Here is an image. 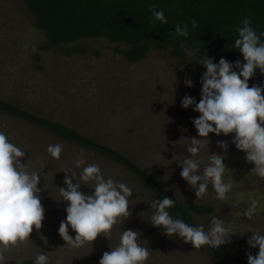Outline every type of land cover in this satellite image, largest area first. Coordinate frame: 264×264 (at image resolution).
<instances>
[{"label":"rangeland","instance_id":"obj_1","mask_svg":"<svg viewBox=\"0 0 264 264\" xmlns=\"http://www.w3.org/2000/svg\"><path fill=\"white\" fill-rule=\"evenodd\" d=\"M129 47L104 36L51 45L23 0H0V99L114 148L159 179L180 203L212 205L211 214L194 215V220L205 231L213 217L224 221L233 235L217 249L231 263L247 264L248 253L258 254L247 240L252 233L264 234V177L251 172L254 165L232 143L234 133L210 134L208 147L194 157L187 151L188 139L199 138L192 123L199 113L183 109L181 100L189 95L199 102L203 61L190 51L175 56L169 50L150 48L140 60L128 62L120 51ZM186 78H191L193 87L185 86ZM253 85L264 87L259 69L249 81ZM0 132L25 152L21 162L39 173V196L45 209L42 228L33 229L27 241L9 246L4 264H36L41 252L48 254L46 264H99L104 252L119 245L126 230L141 233L138 242L150 254L145 264H216L203 247L194 248L177 235L168 237L164 228L152 226L153 192L119 163L7 113H0ZM220 142L227 144L226 151L218 146ZM55 144L62 145L58 160L47 151ZM210 154L223 155L230 170L224 182L231 188L223 200L217 198L211 182L206 193L196 198L195 188L180 176V166L189 157L199 161L196 174L202 176ZM78 159L85 161L80 168L74 163ZM88 164L98 165L105 179L132 190L131 216L119 218L108 238L101 234L92 246L86 242L73 247L58 232L67 215L59 188L64 187L63 171L69 170V175L75 174L73 182L81 183V191L92 194L94 182L80 178ZM249 210L250 217L245 215ZM69 235H76L70 227Z\"/></svg>","mask_w":264,"mask_h":264},{"label":"clouds","instance_id":"obj_2","mask_svg":"<svg viewBox=\"0 0 264 264\" xmlns=\"http://www.w3.org/2000/svg\"><path fill=\"white\" fill-rule=\"evenodd\" d=\"M153 8L155 20L166 24L164 12L155 10V6ZM242 24V27L237 28L239 38L235 40V48L243 56L244 62L237 60L233 64L222 57L219 63H215L205 53L200 64L206 71L200 79L202 89L199 102L189 95L181 100L183 109L192 108L199 113L192 120L199 138L188 139L190 146L187 151L194 157L208 147L210 134L228 136L234 133L232 143L246 154V161L254 165L251 172L264 177V87L249 86L256 69L264 74V43L259 42V36L250 26V18ZM192 26L196 27L195 21H192ZM175 34L187 37V25H177ZM234 68L239 71H234ZM184 83L189 88L194 86L191 78H186ZM218 146L227 150L224 142ZM47 151L58 160L62 145H49ZM24 156L25 152L0 132V264H4V252L8 247L16 246L18 241H27L33 229L39 232L45 218V209L39 196L40 175L30 171L28 163L21 162ZM224 159L223 155L210 154L202 176L196 174L199 161L189 157L182 162L180 176L195 188L196 198L206 193L209 182L217 198H225L231 184L224 182V177L230 171ZM74 163L80 168L85 161L78 159ZM63 172L64 187H60L59 191L62 202L67 203V215L66 220L61 221L58 232L65 242L71 243L73 247H81L86 242L92 246L101 234L105 238L111 235V229L119 222V218H130L128 197L132 190L126 184L111 178L105 179L98 165L88 164L83 167L80 178L84 183L94 182V192L86 195L81 191V183L73 182L75 174L69 175V170ZM173 206V199L167 197L151 205L155 209L152 226L164 228L163 233L168 237L177 235L194 248L211 246L217 249L228 243L233 235L225 227L224 221L217 217H213L207 231L203 225L193 227L182 219H174L168 211ZM245 215L250 217L252 210ZM69 227L76 233L75 238L69 235ZM140 236L141 233L135 230L124 231L119 245L104 252L99 264H145L150 254L138 242ZM40 238L46 242L45 237L41 235ZM247 243L250 248H258L257 255L247 254V264H264V234L252 233ZM47 260L48 254L41 252L36 257V264H46Z\"/></svg>","mask_w":264,"mask_h":264},{"label":"trees","instance_id":"obj_3","mask_svg":"<svg viewBox=\"0 0 264 264\" xmlns=\"http://www.w3.org/2000/svg\"><path fill=\"white\" fill-rule=\"evenodd\" d=\"M51 45L73 42L82 37L104 36L112 42L130 47L120 51L128 62L143 58L150 48L169 50L175 56L195 53L202 61L207 53L215 63L223 57L235 64L243 56L235 48L238 27L250 18L260 43H264V0H23ZM155 10L163 11L166 24L155 20ZM192 21L196 22L193 28ZM177 25H187L188 36L175 34ZM200 49V51H198ZM234 71L239 69L234 68ZM206 71L200 68L199 78ZM0 113L18 117L56 137L104 155L119 163L139 178L154 194V201L173 199L168 209L174 219L193 227L199 225L194 215H209L212 205L180 203L155 176L119 151L80 133L75 128L35 114L19 105L0 99ZM130 197H134L131 194ZM216 264H233L211 246H202Z\"/></svg>","mask_w":264,"mask_h":264}]
</instances>
